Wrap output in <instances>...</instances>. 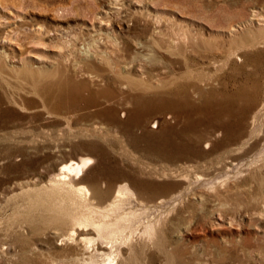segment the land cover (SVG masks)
Masks as SVG:
<instances>
[{
	"label": "rangeland",
	"instance_id": "374dc122",
	"mask_svg": "<svg viewBox=\"0 0 264 264\" xmlns=\"http://www.w3.org/2000/svg\"><path fill=\"white\" fill-rule=\"evenodd\" d=\"M85 50L95 57H86ZM245 54L247 66L238 69ZM104 60L121 75L137 78L144 70L153 81H165L172 73L178 82L197 83L208 92L223 85L230 91L232 77L243 80L258 68L259 82L252 77L241 91L259 93L246 110L239 140L216 147L220 136L213 135L210 144L200 143L206 153L164 161L99 114L112 108L124 121L132 111L118 104V95L130 91L112 81ZM263 60L264 0H0V238L7 224L34 225L62 211L90 213L96 224L104 222L99 227L81 221L73 241L46 229L24 257L1 240L0 264H105L106 254L113 264H264ZM175 72H185V78ZM69 81L83 86L74 109L67 105L75 94ZM102 94L117 96L106 100ZM167 113L177 112L155 110L133 133L180 124L181 116L168 121ZM155 116L163 117V125L149 129ZM90 143L103 148L104 156L90 150ZM84 157L91 162L82 175L69 176L90 195L74 196L78 205L66 196L37 198L60 164ZM147 167L150 180L168 184L138 189L101 174ZM163 170L165 175L154 174ZM81 235L92 240L87 248Z\"/></svg>",
	"mask_w": 264,
	"mask_h": 264
},
{
	"label": "bare ground",
	"instance_id": "6f19581e",
	"mask_svg": "<svg viewBox=\"0 0 264 264\" xmlns=\"http://www.w3.org/2000/svg\"><path fill=\"white\" fill-rule=\"evenodd\" d=\"M255 12L252 14L253 16H256ZM250 20L251 21L256 20V17L251 16ZM256 24L258 25V29L262 31L261 23L257 21ZM235 28L236 27H231L229 29V33L234 34L236 32ZM83 54L86 57H95V55L88 50H85ZM248 55L249 54L244 55L243 61L237 66L238 69H241L240 67L242 66L243 67L247 66ZM144 59H146V57H144ZM99 60L101 61L100 58ZM99 60L97 58V61ZM171 62L177 63L180 66L179 68H182L181 67L182 65L179 64L178 61L175 60ZM109 63H110L109 61L104 60V65L106 66L109 65L110 67H112ZM127 64L128 63H126L125 65ZM110 67L108 68L107 66V69L104 70L108 71L110 74L113 73V76L115 78L113 77L114 79L112 81L115 83L116 80V83L118 82L120 87L130 91L128 94L118 95L117 97L118 104L131 105L132 111L130 112L129 117L124 121L118 119L115 110H113L112 108H106L105 110L101 111L99 114L102 115L103 119L107 120L108 122H111V124H116L118 126V129L125 136L131 139L132 144L136 145L138 141L143 140L145 144L148 145L147 148L150 149V152L152 153V150L155 151L156 154L158 153L159 156L165 159L164 161H179L188 157L198 156L201 155L202 153H206L205 151L201 152L200 143L202 142L203 139H206L204 141L205 145L210 144L211 143L210 139L212 138L213 135L220 136L219 144H215L216 147L219 145H229L232 142L239 140L244 133L245 124H243L242 121L245 116L246 110L252 108L256 96L259 93L258 91L255 92L253 89H248L247 91H241V86L246 84V82H249L252 77L256 76L255 83L259 82L257 78H258V74L260 75L261 69L258 68L255 69L254 72L245 73L243 80L242 79L239 80L236 77L231 76L235 81V86L230 91L226 90L225 85L221 86L219 83V85L222 87L221 89L217 90L216 92H211L210 90H209L210 92H208L205 91L206 88L203 90L201 88L202 86L200 87L197 83H192L191 81H190L191 83H188L186 82V80L178 82L179 79H176V75L172 73H170L171 79L169 80L161 81L159 79L153 81L149 71L143 70L142 72H139L141 73L139 76L134 74L137 76V78H134V77H130L131 75L130 76L121 75L122 71L120 74V70L119 72L115 73L114 69ZM124 68L127 67L124 66ZM163 69H164V65H163ZM188 70L189 69L187 68V70L185 71ZM251 70H253V67ZM176 74H177V78L178 77L182 79L185 78L184 76L185 72H180ZM171 76H175V77H171ZM166 78L168 79V77ZM69 83L72 84V87L70 88L71 91L74 92L75 94H72V96L68 98L69 100L67 105L74 109V107L76 106L75 97L79 95V92L83 86L80 85V83H76V82L69 81ZM217 85L218 84H216V86ZM57 90H59L58 91L59 95L63 94L62 86H59ZM105 91L106 93L108 92L110 93L112 92V89L106 88ZM102 96H104L106 100L107 99L111 100L112 98L116 97L117 94H102ZM196 97L199 100V102L197 103L195 102L194 99ZM167 109L175 110L178 113V114L175 113L178 118L181 116L182 120L180 124L164 125V127L161 130H159L160 126L163 125L164 120H162L163 117L155 116L147 123L146 126L149 129L159 128L158 132L156 133L143 132L144 134L142 133V135L139 136H136L133 133L135 129L138 128L140 129L141 127H143V124L145 123L146 117L149 113L155 110L160 111ZM259 109H264V100L260 103ZM123 114L124 112L120 113L121 116H123ZM175 114L167 113L165 117L167 120L170 119V121H174V117H176ZM254 121L255 118H253V122ZM95 136L100 138V135L95 134ZM88 148H90V150L92 151L98 152L99 156L101 155L103 157L105 154V150L103 148H99L97 145L93 143H90L88 145ZM90 162H91L90 157H84L78 161L70 160L69 162H64L60 164L57 172L54 174V177L48 181L49 182L48 189H44L46 187L45 186L43 187L44 189L43 192L39 190L36 191L37 198L42 199L44 197L45 198L51 197L55 199V197L58 196L57 199H59V198H65L64 196H66L71 202L74 200L73 197L76 195L80 196L79 199H81V197L86 198L88 195L91 194L89 189H87V187H85L84 185H74L71 176L75 178H79L82 175L84 168L87 167L90 164ZM111 171H112L111 173L101 172V174L103 176L105 175V177L108 178L107 180L110 181L115 180L117 178L127 180L130 184H132V186L138 189L146 188L147 190L149 189L157 190V189H161V187L168 184V183L165 184L157 183L150 180L148 177L152 175V170H148V167L144 168V170L139 169V170H134L133 172H131L130 170L127 171L111 170ZM133 173H136L138 175L136 176ZM154 174L157 175L159 174L161 176V175H165L166 172H164V170L163 172L160 171L158 173L154 171ZM101 180L103 183L106 182L105 179H101ZM93 194H96V191H94ZM120 194L121 191H117L114 200L112 199V204L116 202L117 197H119ZM33 198H35V196H33ZM77 201H76V205H78ZM63 209H65V206ZM74 210L77 209L74 208ZM62 212L61 214L52 213L51 215H49V217H47V219L44 218L39 219L37 220V223H35L34 225H32V221L31 222L25 221L24 224L19 223L16 225L7 224L4 228H2L3 233H2V237L0 238V241L3 240L1 243L6 245L5 246L6 249L7 248L15 249L17 254L24 257L27 253L31 251L32 239H34V237L38 236L39 234L43 233V231H45L46 229L52 235L54 236L58 235L60 237V240L73 241L74 236L77 234L75 228H78L77 227L78 224H82L81 221L84 222L85 224L95 223V225L99 227H101L102 224H104L103 221H99V223L96 224V222L92 219L93 216L91 217L90 213L84 214L80 212V214L78 215L77 213L76 214L74 212L71 213L70 211L67 213V216H65L64 214H62ZM68 219H72L73 222H70L71 220L69 221ZM84 237H85L84 235H81L80 239L83 240V243H85L84 244L85 248H87L88 247L87 245H90L92 243V240L88 237L86 238ZM113 260L114 258L110 254H106L105 264H113L114 263Z\"/></svg>",
	"mask_w": 264,
	"mask_h": 264
}]
</instances>
